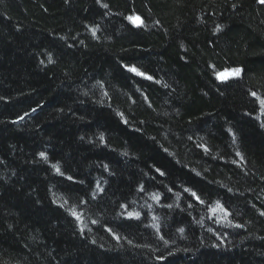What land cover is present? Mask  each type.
<instances>
[{
  "label": "trees",
  "instance_id": "16d2710c",
  "mask_svg": "<svg viewBox=\"0 0 264 264\" xmlns=\"http://www.w3.org/2000/svg\"><path fill=\"white\" fill-rule=\"evenodd\" d=\"M261 99L260 0H0V264H264Z\"/></svg>",
  "mask_w": 264,
  "mask_h": 264
},
{
  "label": "snow or ice",
  "instance_id": "6c2138e0",
  "mask_svg": "<svg viewBox=\"0 0 264 264\" xmlns=\"http://www.w3.org/2000/svg\"><path fill=\"white\" fill-rule=\"evenodd\" d=\"M260 2H261L262 4H264V0H260ZM104 7H108V5L105 4ZM128 19H129L130 21H132V23L136 24L137 26H141V25L143 24V21H141L139 17L129 16ZM93 34H95V29H93ZM49 59H51V58H49ZM128 70H129L130 72H135L137 75L145 76V73H144V72H141L139 69H137V68L134 67V66H133V67H130ZM241 71H242V69H240V68H236V69H233V70L231 71V74H232V75H235V76H239L240 73H241ZM146 78L149 79V80L152 79L151 76H147ZM221 78H222V79H227V76H222ZM252 95L255 97V96H256V93L253 92ZM260 103H261L262 106H264V99H261V100H260ZM33 111H35V109H34ZM119 115H121V117H123V113H120ZM22 118H23V117H21V119H22ZM124 123H128V121L125 120ZM99 139H100L101 141H104L105 138H104L103 134H101V135L99 136ZM40 155H41V157L47 159V156H46L45 153H40ZM125 155H127V153H125ZM53 167L56 168V171H57V172H60V168H59L58 165H53ZM104 167H107V166L105 165ZM156 172H158L161 176H164V175H165V172L161 171V169H159V168L156 169ZM61 175H63V173H61ZM69 179L71 180L72 177H69ZM141 190L143 191V187H141ZM185 191H186V192H190V195H191L192 197H194L196 200L200 201L201 203H204V201L201 200L200 196H198L196 192L191 191V189H185ZM153 198L159 200V195H158V194H155ZM168 207H171V205H168ZM220 207L222 208L223 206L221 205ZM73 215H76V213L73 212ZM129 215L131 216V215H133V214H132V213H129ZM135 215L138 217V216H139V213H136ZM262 215H264V213H262ZM77 219H79L78 216H77ZM180 231L183 232L184 229H180ZM161 239H163V237H161ZM170 255H171V253H170Z\"/></svg>",
  "mask_w": 264,
  "mask_h": 264
},
{
  "label": "water",
  "instance_id": "95a60500",
  "mask_svg": "<svg viewBox=\"0 0 264 264\" xmlns=\"http://www.w3.org/2000/svg\"><path fill=\"white\" fill-rule=\"evenodd\" d=\"M136 25V24H135ZM137 26V25H136ZM222 76H229V73L228 72H224V73H222V74H220L219 76H218V78H219V80H222Z\"/></svg>",
  "mask_w": 264,
  "mask_h": 264
}]
</instances>
